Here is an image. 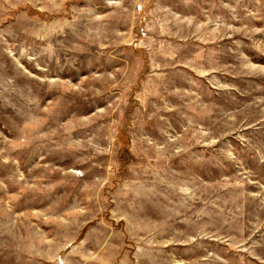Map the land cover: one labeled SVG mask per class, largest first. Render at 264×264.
Segmentation results:
<instances>
[{
    "label": "rangeland",
    "instance_id": "1",
    "mask_svg": "<svg viewBox=\"0 0 264 264\" xmlns=\"http://www.w3.org/2000/svg\"><path fill=\"white\" fill-rule=\"evenodd\" d=\"M0 264H264V0H0Z\"/></svg>",
    "mask_w": 264,
    "mask_h": 264
}]
</instances>
